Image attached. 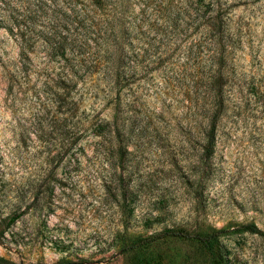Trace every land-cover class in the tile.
Wrapping results in <instances>:
<instances>
[{"label":"rangeland","instance_id":"1","mask_svg":"<svg viewBox=\"0 0 264 264\" xmlns=\"http://www.w3.org/2000/svg\"><path fill=\"white\" fill-rule=\"evenodd\" d=\"M43 1L0 0V264H264V236L244 230L264 232V78L251 72L260 90L226 98L208 159L166 116L132 134L121 161L79 153L43 83L57 70L39 39ZM252 14L264 55V0ZM20 38L33 41L26 75ZM246 59L235 56L243 71ZM177 227L214 234L216 254L178 238L123 251L115 238Z\"/></svg>","mask_w":264,"mask_h":264},{"label":"trees","instance_id":"2","mask_svg":"<svg viewBox=\"0 0 264 264\" xmlns=\"http://www.w3.org/2000/svg\"><path fill=\"white\" fill-rule=\"evenodd\" d=\"M261 2L44 0L39 39L46 62H54L57 70L42 72L43 83L57 110L68 113L64 127L73 119L68 147L76 145L79 153L89 147L101 160L114 149L121 161L131 135L166 116L208 159L226 98L241 90H260L252 74L264 78V55L252 12ZM31 45L29 38H20L18 72L23 75L32 67ZM236 55L247 58V71L236 63ZM7 79L10 89L17 78L9 74ZM197 195L195 185L191 196ZM244 230L264 236L251 227ZM115 238L123 251L178 238L196 242L209 257L217 252L214 234L185 227L144 237L124 229ZM209 260L224 264L219 255Z\"/></svg>","mask_w":264,"mask_h":264}]
</instances>
